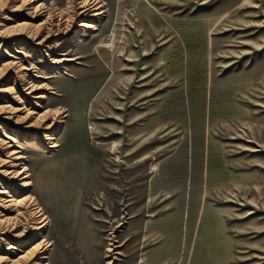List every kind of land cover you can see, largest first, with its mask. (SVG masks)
Returning <instances> with one entry per match:
<instances>
[{
  "label": "rangeland",
  "instance_id": "1",
  "mask_svg": "<svg viewBox=\"0 0 264 264\" xmlns=\"http://www.w3.org/2000/svg\"><path fill=\"white\" fill-rule=\"evenodd\" d=\"M25 1L0 0V264H264V0Z\"/></svg>",
  "mask_w": 264,
  "mask_h": 264
},
{
  "label": "bare ground",
  "instance_id": "2",
  "mask_svg": "<svg viewBox=\"0 0 264 264\" xmlns=\"http://www.w3.org/2000/svg\"><path fill=\"white\" fill-rule=\"evenodd\" d=\"M38 1H40V0H27V1H25L29 6H32L33 4H35L36 2H38ZM73 1L74 0H70L69 2H68V4H72L73 3ZM79 9L81 10V13H82V16L83 17H85V18H95V17H98V16H102L103 15V10H102V6H101V3L99 2V0H81V2L79 3ZM42 6L41 5H36V6H34L33 8H34V10H33V12H35V13H38V12H40L41 11V8ZM70 7V6H69ZM71 8V7H70ZM56 11L57 10H55V8L53 7V6H51L50 8H49V10H48V17H47V19H46V21L45 22H43V23H41V24H39V25H37L35 28H34V31H35V34L36 35H38L45 27H47V29H48V35L50 36L52 33H54V32H59L60 31V29H61V22H62V20H63V15H58L57 13H56ZM68 12H70V10L68 11ZM68 12H66V13H68ZM63 13V12H62ZM38 15V14H37ZM59 18V23L58 24H56L55 22V20H56V18ZM25 27V26H24ZM80 27L81 28H85V29H89V30H95L94 29V27H92V25H89V24H87L86 22H82L81 23V25H80ZM68 27H65V29L66 30H68L67 29ZM22 29H26V28H22ZM21 29V30H22ZM57 29V31H55ZM23 31V30H22ZM62 31V30H61ZM65 34V33H64ZM56 36H58V34L56 35ZM50 38V37H49ZM54 60V59H53ZM60 61V60H59ZM58 60H54L53 62H51V64H55V63H58L59 62ZM63 61H66V62H72V61H75V59H66V60H63ZM61 62V61H60ZM59 62V63H60ZM23 69L21 70V71H23V70H28V68H26V67H22ZM39 77V76H38ZM34 89V88H33ZM36 99H42L43 98V96H36L35 97ZM29 115H30V113H28ZM46 116V115H45ZM41 117V116H40ZM44 118V117H43ZM51 148H56V146L55 145H53V146H51ZM3 163V162H2ZM4 165V164H3ZM8 174H12V172H8ZM26 173H25V170H21V171H18V173H16L15 175H17V177L15 178V180H17L19 177H21V176H24L21 180H24V179H27L28 178V176H26L25 175ZM25 187H28V185L27 186H25ZM1 195L2 194H5V193H0ZM18 204H16L15 206H18L20 203L19 202H17ZM21 205V204H20ZM21 213V212H20ZM36 213V212H35ZM40 215V214H39ZM42 218V217H41ZM10 220V219H9ZM7 221L8 223H11L10 221ZM44 221H40V223L39 224H41V223H43ZM42 229V227H37V228H35V230L36 231H40ZM21 235L22 236H24L25 235V233H21ZM33 236H37V235H33ZM49 247V245L47 246V248ZM45 248V246H44V244H43V242L41 243V244H39L35 249H34V251L31 253V255L30 254H28V255H30V257L31 256H34L36 253H38V252H40L41 250H43ZM47 248H46V250H47ZM45 250V251H46ZM27 254V253H26ZM27 257V256H26ZM29 257V256H28ZM29 257V258H30ZM39 260H44V259H42V258H40ZM38 261V260H37ZM22 263V262H21ZM38 262H34V264H37ZM16 264V263H15ZM39 264V263H38Z\"/></svg>",
  "mask_w": 264,
  "mask_h": 264
}]
</instances>
